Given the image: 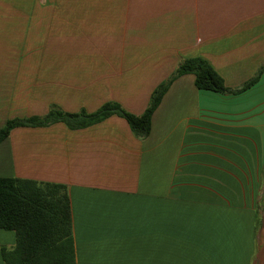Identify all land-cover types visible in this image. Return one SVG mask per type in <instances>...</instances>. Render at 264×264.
Listing matches in <instances>:
<instances>
[{
  "label": "crops",
  "instance_id": "obj_1",
  "mask_svg": "<svg viewBox=\"0 0 264 264\" xmlns=\"http://www.w3.org/2000/svg\"><path fill=\"white\" fill-rule=\"evenodd\" d=\"M190 59L229 90L258 79L177 78L144 140L112 115L0 143V178L67 188L76 264H264V0H0V129L51 107L139 116Z\"/></svg>",
  "mask_w": 264,
  "mask_h": 264
},
{
  "label": "trees",
  "instance_id": "obj_2",
  "mask_svg": "<svg viewBox=\"0 0 264 264\" xmlns=\"http://www.w3.org/2000/svg\"><path fill=\"white\" fill-rule=\"evenodd\" d=\"M194 76L198 90L217 94H237L251 87L254 77L240 89L229 90L221 77L202 59L185 60L173 75L151 94L143 114H129L114 103L103 105L98 111L69 114L51 107L43 117L8 121L0 129V143L18 127H47L61 122L69 130L84 129L102 122L112 115L123 118L138 140L148 137L151 118L171 84L179 77ZM0 230L13 232L12 248L0 247L3 264H76L72 237L70 201L67 188L59 184L39 183L15 178H0Z\"/></svg>",
  "mask_w": 264,
  "mask_h": 264
}]
</instances>
